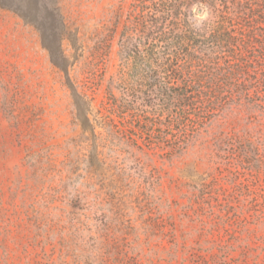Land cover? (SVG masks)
<instances>
[{
  "label": "rangeland",
  "instance_id": "1",
  "mask_svg": "<svg viewBox=\"0 0 264 264\" xmlns=\"http://www.w3.org/2000/svg\"><path fill=\"white\" fill-rule=\"evenodd\" d=\"M133 1L0 0V264H264V220L227 205L226 170L190 155L130 173L95 139Z\"/></svg>",
  "mask_w": 264,
  "mask_h": 264
},
{
  "label": "trees",
  "instance_id": "2",
  "mask_svg": "<svg viewBox=\"0 0 264 264\" xmlns=\"http://www.w3.org/2000/svg\"><path fill=\"white\" fill-rule=\"evenodd\" d=\"M121 15L97 31L103 57ZM119 46L93 124L116 166L144 172L195 155L228 172L227 205L242 202L238 215L264 220V183L257 206L242 181L262 175L264 182V0H134ZM211 190L209 200L223 188Z\"/></svg>",
  "mask_w": 264,
  "mask_h": 264
},
{
  "label": "water",
  "instance_id": "3",
  "mask_svg": "<svg viewBox=\"0 0 264 264\" xmlns=\"http://www.w3.org/2000/svg\"><path fill=\"white\" fill-rule=\"evenodd\" d=\"M204 11H205L204 7H200L197 14L198 15H203Z\"/></svg>",
  "mask_w": 264,
  "mask_h": 264
}]
</instances>
